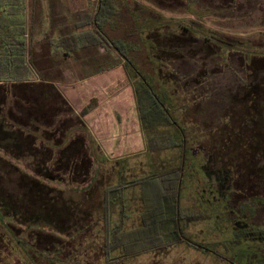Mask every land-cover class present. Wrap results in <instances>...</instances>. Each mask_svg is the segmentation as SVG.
Instances as JSON below:
<instances>
[{
  "label": "trees",
  "instance_id": "16d2710c",
  "mask_svg": "<svg viewBox=\"0 0 264 264\" xmlns=\"http://www.w3.org/2000/svg\"><path fill=\"white\" fill-rule=\"evenodd\" d=\"M150 1L170 10L182 6L176 4L178 0ZM201 1L184 0V5L189 9ZM250 1L224 0V9L238 10L240 3L248 7ZM19 3L0 0V48L6 50L4 65H0L4 74L0 77V153H4L0 155V235L9 238L19 229L41 242L39 236L43 240L55 238L46 230L49 228L69 236L91 230L99 239L96 243L105 264L159 255L182 243L199 248L184 238L183 230L201 215L180 205L183 172L189 170L188 160L194 156L191 147L198 144L221 161L224 172L218 174L228 183L226 187L237 190L246 174L256 173L264 179V76L255 84L243 80L230 98L224 129H196L188 116L194 102L213 92L208 84L209 57L222 56L225 65L233 54L246 53V43L236 42L240 36L211 28L202 19L166 17L139 0H87L86 10L69 12L67 30L56 37L47 36L41 52L35 54L26 38H33V26L27 30L26 2ZM263 5L264 0L259 1L258 12ZM9 6H19L24 13L15 31L10 29L13 20L3 16ZM106 28L122 29L125 36L111 37ZM249 54L252 57L244 59L245 68L253 64L254 57L264 60V53L250 51L246 57ZM68 60L83 68L81 80L120 66L135 78L133 90L141 127L151 133L142 155L152 153L148 160L136 162L145 163L149 172L129 174L130 178L123 177V182L117 183L118 176L115 183L111 182L104 169L110 162L98 159L102 152L83 119L93 104L77 113L55 85L65 83L63 65ZM187 61L197 65L196 72H182L180 63ZM181 74L186 76L185 83L178 78ZM172 114L181 124L189 122L182 127ZM216 137L218 145L210 144L209 139ZM166 152L171 153L172 164L159 162ZM236 158L239 162L233 164ZM110 172L117 175L112 168ZM71 190L79 192L77 200L65 196ZM85 194L93 203L81 210L79 199ZM133 202L139 206L133 227L126 228V219L133 217L126 210ZM251 203L242 204L247 207ZM115 209H119L118 219L113 217ZM81 222L85 223L82 227ZM17 241L25 250L37 254L47 251L28 246L23 237ZM5 243L8 246L9 240ZM54 248L61 254L67 247L61 242L54 243ZM76 257H71L73 262H78Z\"/></svg>",
  "mask_w": 264,
  "mask_h": 264
},
{
  "label": "rangeland",
  "instance_id": "374dc122",
  "mask_svg": "<svg viewBox=\"0 0 264 264\" xmlns=\"http://www.w3.org/2000/svg\"><path fill=\"white\" fill-rule=\"evenodd\" d=\"M139 1L166 17L202 19L211 28L231 36H240L241 39L236 42L246 43L243 50L246 52L245 54L250 51L257 54L264 53V9L258 12L259 7L257 8L261 0H251L248 7L240 3L238 10L229 8V6L224 9V0H204L190 6L189 9L185 7L184 0H178L179 2L176 4L182 6L177 10L167 9L163 4L156 7L152 5L154 3L150 0ZM84 4L85 0H70L71 8H75L77 11L83 9ZM106 31L111 37L125 36L122 29L106 28ZM27 39L31 41L32 38L28 35ZM245 43L243 45L239 44L238 50H242L241 46H244ZM246 48L251 49L247 50ZM245 54H233L225 65L222 56L221 59L217 57L212 59L210 56L207 60L208 84L213 92L208 94V97L200 98L196 103L194 102L195 105L193 104L188 116L190 120L196 123L192 124V126H196V129L200 127V129L209 130L211 126L216 129H224V126H227L224 122L226 120L225 113L230 108V98L243 85L244 81L255 84L263 78L264 60L254 57L253 64L245 68L244 59L249 60L252 57V54H249V57H246ZM66 62L67 64L64 63L63 65L64 72L67 70L63 74L65 83H55L59 84L57 88L64 100L77 113L83 110L82 106L84 104H93L95 107L94 102L96 100L93 99L91 92L99 89V86L92 88L90 85V83L93 84L92 81L88 86L82 85L84 80L91 77L81 80L84 73L83 68L74 60ZM161 64L163 69L169 73L170 70L165 62L162 61ZM177 66L179 67L178 64ZM180 66L182 72L186 75L197 71V65L192 61H187L183 65L180 63ZM120 67L125 75V81L122 85L134 86L135 78L128 76L124 66ZM34 76L36 80L37 75ZM107 76L110 78L115 76L117 79L118 72L109 73ZM190 77L192 78V76ZM30 78L33 80V77ZM178 78L182 83L187 81L186 76L183 74L178 75ZM149 79L152 80L151 77ZM188 79L190 80L189 77ZM196 94L194 93V95ZM125 96L130 97L128 94ZM131 98V107L136 121L138 110L133 87ZM172 116L182 127L187 125L183 124L189 122L182 121L181 124L176 114H172ZM138 120L140 125L127 126L125 129L124 126H87L102 152V154H99L98 159L101 161L106 158L110 162L104 165V169L108 170L112 183L116 182L118 176L117 183L123 182L121 179L128 177L129 174L140 176L149 172V168H146L145 163L136 162L148 160L152 154L142 155L149 146L148 140L151 133L142 129L140 115ZM85 122L88 125L86 119ZM188 126L191 125L188 124ZM124 132L131 135V140L128 137L124 139ZM217 139L219 140L217 137L209 139L212 141L210 144L218 145ZM191 148L194 156L188 160L189 170L186 168V171L183 172L180 205L182 209L192 208L198 215H201V217L195 218L188 228L183 230L184 238L199 248L182 243L169 251L161 252L159 255H143L127 260L125 264H264V179L256 176V173L246 174L247 176L245 175L242 181L244 184L236 187L237 190L233 186L226 187L228 183H224L221 174H218V172H224L221 161L217 162L214 156L207 153L198 144L193 145ZM0 155L4 156V153H0ZM124 158L126 159L124 160ZM171 159V153L166 152L162 153L159 162L163 160L165 164H172ZM238 162L236 158L233 164H238ZM18 165L25 169L27 173L33 175L22 163H18ZM111 168L112 171H117V175L116 173L111 175ZM129 169H131V173ZM219 178L222 179L221 182H219ZM231 181L229 180L230 184ZM56 186L60 185L56 184ZM65 196L77 200L79 192L71 190L65 192ZM112 199L115 200V197H112ZM250 200L253 203H251L252 205L246 207L245 204H242ZM91 202L93 203V201L88 200V195L85 194L80 196L78 207L81 210L87 209ZM137 206H139L137 202H133L131 207L126 210L133 216L132 219L130 217L126 219V228L133 227L134 221L132 220H134L133 218L137 213ZM52 211L54 213V210ZM113 217L115 219L119 218V209H115ZM6 222L9 223L10 221L6 220ZM84 224L81 222L79 226L82 227ZM4 230L2 229L1 234L4 233ZM46 230L57 239L43 240L41 239L43 236H39L41 242H38L34 234L28 235L27 231L24 233L19 229L13 230L14 233L9 238L0 235V264H105L100 245L96 243L99 242V239L92 235L91 230L82 232L78 236H69L53 228ZM22 237L27 241L28 246L30 245L38 251H47L37 254L35 251L25 250V246L17 241ZM5 240H9L8 246H6ZM61 242L62 246L71 247L72 252L67 248L61 254L58 251L54 252V243L60 244ZM34 253L37 255L35 256ZM71 257H76L75 259L78 262H73Z\"/></svg>",
  "mask_w": 264,
  "mask_h": 264
},
{
  "label": "crops",
  "instance_id": "0c3cea01",
  "mask_svg": "<svg viewBox=\"0 0 264 264\" xmlns=\"http://www.w3.org/2000/svg\"><path fill=\"white\" fill-rule=\"evenodd\" d=\"M11 1L14 3H16V1L21 3L22 0ZM25 2V19L27 18L28 32L30 30V26H33V28H31V30L33 31V38L31 39V43L30 40L28 41L27 39V41L29 43V46L32 45L33 52L35 54L40 53L42 44H45L47 42V36L56 37L60 34L61 31L67 30L69 12L73 13L77 10L75 8H71L70 0H25ZM5 3H9V0H5ZM87 8V0H85L83 9L86 10ZM3 16L4 18H11L13 20L10 29L15 31L17 29V25L21 23V20H23L24 13L21 11L19 6H9L5 7ZM32 18L34 19V21L32 20ZM27 37L28 35L26 36V38ZM5 52L6 50L1 47V66L4 65L3 59L5 58V56L3 55L5 54ZM65 72H67V70ZM65 72L63 74H65ZM115 72H118L117 79L115 76H113L112 78L107 76L109 73L114 74ZM123 73L124 72H122L121 67H117L110 71L95 75L82 82V85L88 86L90 81H92L93 84L90 83L92 88L99 86V89H95L91 92L93 94V99L96 100V106L87 115L84 116V122L86 119L88 123L87 125L85 122L87 126H124L125 129L127 128V126H134L136 124L140 125V122L138 120L139 113L137 112L135 121L133 115L134 112L131 107V91L133 85H122L125 81V75ZM0 77H4L2 69H0ZM103 77H106L107 79ZM55 85L57 87L59 84ZM127 88L129 90L126 91L125 89ZM126 94H128V96L130 97H126ZM87 105L88 103L84 104L82 106L83 109ZM127 137L129 138V140H131V135L124 132V139Z\"/></svg>",
  "mask_w": 264,
  "mask_h": 264
},
{
  "label": "flooded vegetation",
  "instance_id": "af4514ba",
  "mask_svg": "<svg viewBox=\"0 0 264 264\" xmlns=\"http://www.w3.org/2000/svg\"><path fill=\"white\" fill-rule=\"evenodd\" d=\"M249 264V263H248Z\"/></svg>",
  "mask_w": 264,
  "mask_h": 264
}]
</instances>
